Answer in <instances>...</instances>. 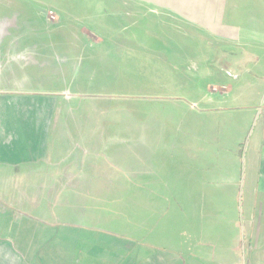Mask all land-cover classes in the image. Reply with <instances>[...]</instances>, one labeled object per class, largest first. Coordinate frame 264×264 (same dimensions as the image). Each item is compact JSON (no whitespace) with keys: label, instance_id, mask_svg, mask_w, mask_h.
I'll use <instances>...</instances> for the list:
<instances>
[{"label":"rangeland","instance_id":"obj_1","mask_svg":"<svg viewBox=\"0 0 264 264\" xmlns=\"http://www.w3.org/2000/svg\"><path fill=\"white\" fill-rule=\"evenodd\" d=\"M57 1L0 0V54L8 34L5 43L9 49L25 57L22 65L5 63L16 71L11 78L0 79V89L25 86L43 95H51L53 91L71 95V98L62 97L56 108V113L61 115L56 126L92 134V131H101L107 140V156L101 159L106 166L109 164L110 176L103 177L105 183L95 179L99 183L56 185L55 194L45 188L42 193L35 190L27 197L24 195V200L16 196L13 203L37 202L36 206H30L29 215L24 218L27 226L23 237L18 233L14 236L16 240L20 237L23 243L22 253L18 252L24 259L36 258L39 264L41 257L36 254L47 250L39 248L38 225H34L40 221L37 217L44 208L66 211L54 219L62 237L69 235V228L74 229L75 225L91 228L107 224L109 228L131 231L137 227L139 231V226L152 227L144 219L151 217L150 209H155L162 214L160 228L168 231L167 237L174 233L175 238L182 226L181 210L191 212L196 198H192L193 192L197 186L201 187L195 182L200 177L203 181L204 177L207 182L201 191L211 194L218 191L225 200L223 204L216 203L240 212V192L222 185L221 178L226 177L227 171L215 167L219 161L228 162L226 153H222L223 160L220 155V151L228 149L235 153L230 172L241 176L242 145L239 143L245 142L248 128L240 122L236 131L229 109H225L226 115L219 112L222 114L219 116L213 111L203 112L204 108L216 107L212 102L219 94L212 78V41L187 39L179 34L167 38L158 26L154 40L118 42L116 34H112L116 33V26L113 30L111 26L106 29L95 18L96 14L109 11L105 2L59 0L67 6L62 7L65 15L61 18L54 9H59ZM74 6L78 7L77 11ZM52 12L56 20L50 18ZM134 21H123V26H128L125 33L149 27L146 20L141 26L133 27ZM91 34L115 37L102 41L91 38ZM151 45L155 47L152 51H157L148 54L143 49ZM75 56L78 60L74 68L84 77L83 88L77 86L82 79L76 84L70 82L68 87L63 74L56 78V85L48 81L53 68L69 63ZM8 74L10 77L9 71ZM231 105L229 101L221 102L224 108ZM61 159L62 155L57 158ZM134 173L143 174L145 179H133ZM224 186L227 191L223 190ZM21 188L18 186V192ZM70 199L73 207L68 206ZM0 209H4L3 203ZM101 217L106 219L99 223ZM17 220L13 217V228ZM7 221H10L8 216H0L4 233L10 230L5 228ZM56 228L51 233L55 242ZM9 242L10 246L17 247L16 241Z\"/></svg>","mask_w":264,"mask_h":264},{"label":"crops","instance_id":"obj_2","mask_svg":"<svg viewBox=\"0 0 264 264\" xmlns=\"http://www.w3.org/2000/svg\"><path fill=\"white\" fill-rule=\"evenodd\" d=\"M101 1L109 11L96 14L95 18L100 19L106 29L111 26L113 30L116 26V33L112 34H116L118 42L154 40L158 26L167 38L179 34L187 39L212 41V78L219 94L212 102L216 107L204 108L203 112L223 111L226 115L224 111L229 109L230 121L235 125L227 129L232 126L237 131L240 122L248 128L245 142L239 143L242 145L241 176L230 172L235 153L228 149L220 151V155L227 154L228 162L219 161L214 166L219 171H227L220 183L240 192V212L221 205L225 198L218 191L212 194L201 191L207 182L204 177L203 181L200 177L195 182L201 187L197 186L193 192L192 198H196L191 212L181 210L182 226L175 238L174 233L167 237L168 231L160 228L162 214L155 209H150L151 217L144 219L145 224L151 222L152 227L139 226V231L137 227L130 231L129 228H109L107 224L91 228L75 225L74 229L69 228V235L62 237L54 219L62 217L66 211L44 208L37 217L40 221L34 224L38 225L39 248L47 249L36 254L41 257L39 264H264V0ZM57 2L59 9H54L63 18L65 12L61 9L67 6L65 2ZM74 8L77 11L78 7ZM128 19L135 20L133 27L141 26L143 20L148 21L149 27L125 33L128 26H123V21ZM99 37L91 34V38L102 41L115 35ZM5 42L0 54V79L11 78L16 71L5 63L22 65L25 58L22 53L14 54ZM153 47L143 50L151 54L157 51H152ZM14 59L17 62H13ZM77 60L75 56L69 63L53 68L48 81L55 84L56 78L63 74L68 87L70 82L76 84L82 79L77 86L83 88L84 77L74 68ZM53 92L43 95L25 86L0 89V203L4 204L0 216L10 218L5 224L9 231L4 233L0 227V264H37L36 258L24 259L20 240L27 226L24 218L29 215L30 206H36L37 202L13 203L18 196L24 200V195L27 197L35 190L42 193L45 188L55 194L56 185L99 183L95 179L105 183L103 177L110 176L109 164L106 166L102 156L94 155L107 140H98L96 147L90 140L95 133L101 137L103 133L58 128L56 121L61 115L56 113V108L62 97L71 98V95ZM223 100L232 105L224 108ZM220 113L216 115H222ZM60 155L62 159L57 160ZM221 158L223 160V154ZM132 177L145 179L141 173H134ZM18 186H22L20 192ZM225 186L223 190L227 191ZM70 201L68 206L73 207ZM13 217L18 219L15 228ZM102 218L99 223L106 219ZM54 228L56 242L51 237ZM16 233L20 236L17 240L14 239ZM158 239L163 241L157 242ZM9 240L16 241L17 247L10 246Z\"/></svg>","mask_w":264,"mask_h":264},{"label":"trees","instance_id":"obj_3","mask_svg":"<svg viewBox=\"0 0 264 264\" xmlns=\"http://www.w3.org/2000/svg\"><path fill=\"white\" fill-rule=\"evenodd\" d=\"M100 139H103V137L99 136L96 133L90 138V140H92V145L95 146V147L97 145V141L100 140ZM106 146H107V144L104 143L102 147H98L97 148L98 151L94 155H99V156H102V157L106 158V156H107Z\"/></svg>","mask_w":264,"mask_h":264},{"label":"built area","instance_id":"obj_4","mask_svg":"<svg viewBox=\"0 0 264 264\" xmlns=\"http://www.w3.org/2000/svg\"><path fill=\"white\" fill-rule=\"evenodd\" d=\"M50 15H51V17H50V18H51L52 20H56V16L53 14V12H52V13H50Z\"/></svg>","mask_w":264,"mask_h":264}]
</instances>
